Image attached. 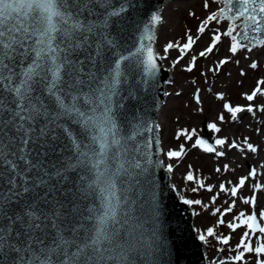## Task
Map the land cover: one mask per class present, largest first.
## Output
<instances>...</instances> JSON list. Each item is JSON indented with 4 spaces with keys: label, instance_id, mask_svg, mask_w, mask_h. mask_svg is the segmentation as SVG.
Returning <instances> with one entry per match:
<instances>
[{
    "label": "snow or ice",
    "instance_id": "6c2138e0",
    "mask_svg": "<svg viewBox=\"0 0 264 264\" xmlns=\"http://www.w3.org/2000/svg\"><path fill=\"white\" fill-rule=\"evenodd\" d=\"M211 2L218 7L212 10L210 0H203L204 18L189 12L199 21L196 35L189 29L185 42L169 41L163 55L153 48L162 16L152 12L138 47L124 55L119 49L122 26L132 7L129 0H0V264H155L153 255L166 251L156 224L145 228L147 221L131 210L133 201L125 188L133 175L144 174L152 163L145 149L152 148L153 138L141 143L136 137L152 133L159 125L136 115L129 121L119 110L126 96L136 95L130 74L138 71V87L150 86L161 71L158 61L169 59L170 50L175 49L178 55L171 67L179 66L206 32L211 33V42L198 55H191L184 71L193 72L198 57L207 59L222 37L230 41L229 55L213 61L202 76L216 74L229 63L240 65L241 55L250 69L259 67L251 57L254 49L264 47V0ZM131 60L134 63H126ZM240 75L246 72L241 69ZM262 85L264 77L250 93L242 94L246 105L234 106L224 93H214L223 102L222 110L207 128L221 133L220 125L228 122L225 113L232 121L238 120V114L264 113V103H254L264 96ZM200 93L197 88L193 94L197 105L202 104ZM125 124L132 128L130 135ZM181 137L185 142L195 137L191 148L221 158L237 150L246 160L260 151L248 136L242 140L222 136L209 143L197 129L183 128L176 132V139ZM159 143L157 137L155 144ZM165 155L181 160L186 155L185 143ZM257 166L264 168V162L249 164V171L237 182L221 181L209 203L181 196L185 205L201 206L205 211L211 208V215H219L217 227L225 224L224 217L237 207V199L252 206L251 214L240 211L227 224L233 231L246 229L231 264L245 261L246 254L255 255V264H264V209L256 210V192L264 189V183L257 179L261 174ZM166 169L171 173L174 165L167 164ZM188 169L184 179L195 185L191 192L213 193L216 185L206 184L191 165ZM231 171L235 169L228 163L215 168L216 173ZM249 180L255 181L252 195L240 196ZM221 193L232 198L223 211L212 207ZM88 196L94 201L85 216L77 200ZM148 220H157L154 195ZM197 231L204 243L214 238L229 244L230 237L218 235L216 227Z\"/></svg>",
    "mask_w": 264,
    "mask_h": 264
},
{
    "label": "rangeland",
    "instance_id": "374dc122",
    "mask_svg": "<svg viewBox=\"0 0 264 264\" xmlns=\"http://www.w3.org/2000/svg\"><path fill=\"white\" fill-rule=\"evenodd\" d=\"M203 0H170L168 8L164 9L162 15V21H164V35L158 40V44L166 45L169 41L175 42L180 40L181 43L185 42V33L190 29L192 35H196V30L199 24V21L189 15V12H195L197 17L204 18L207 15V12L203 8ZM218 7L217 4L212 3L210 0V8L212 10ZM163 26V25H162ZM215 26V25H213ZM224 29L221 28V31ZM208 36H211L210 32H206ZM204 37V36H203ZM205 44V40L203 39ZM210 39L206 42L205 45L210 43ZM222 43H224L227 48L230 44V41L222 37ZM200 50L193 49L190 53L191 55H198ZM160 53H162L160 49ZM163 54V53H162ZM178 55V51L173 49L169 52V59L163 60V64L171 69V60ZM186 58V59H187ZM239 58V57H238ZM253 60H256L259 64V67L255 70L248 67V60L241 59L240 65H235L232 63L231 75L225 74L227 78L226 82L223 83V76L220 74L221 71L213 74L208 73L207 77L201 75L202 72L207 71V59L198 57V67H196L193 72L189 73L184 71V68L189 60L183 61L179 66L172 68L173 78L172 80L175 84H169L167 82L166 87L170 95H167L164 105L161 107V115L158 116V124L160 126L161 141L164 140L163 150L164 152L168 151V148L178 149L181 143H185L186 151L188 154L185 161L180 167H174L173 170V180L175 181L177 187L176 190L178 193L188 199H202L205 203L210 202V197L218 191V185L221 181L232 180L233 182L238 181V177L241 175H246L249 171V164H257V159L250 160L243 159L240 153L237 150H231V155L224 158H217L213 153H205L201 149L191 148L193 141L185 142L184 137H181L179 140L176 139V132L178 129L187 128L191 130L192 128L197 129L199 135H201L202 127H205L208 132H211L207 128V123L215 120L218 113L222 110V101L216 99L214 94H206L204 96V89L208 87L209 84L215 88L214 93L222 92L225 95L227 101L235 105H246L243 101V93H250L256 87L257 80L264 77V47L254 49V53L251 57ZM243 69L246 72V75L241 76L240 70ZM193 80L196 83H193ZM207 80V83L205 82ZM217 80V84H216ZM185 84L187 87L180 88L177 85ZM264 88V85L261 86ZM178 88V89H177ZM201 89V99L202 104L197 105L193 98L195 90ZM182 93H180V90ZM179 93V95H177ZM259 105L264 103V96H259L254 102ZM199 108L203 109V112L198 111ZM160 109V110H161ZM248 113H242V120L230 121L232 123L231 127H227L223 136H228L231 140L232 138L241 139L245 136L250 138V142L257 145L258 142H254L256 138H259V141H262L264 136V113L257 112L255 116L251 114L248 119L244 120ZM227 121L230 118V115L225 113ZM239 116V114H238ZM221 126V125H220ZM263 133L262 136L257 135L256 129H260ZM212 133V142L214 139L220 137L219 134L216 135ZM161 147V152L163 151ZM231 157H234V160H231ZM165 163V160H163ZM232 164V168L235 171L227 173L226 177L216 178L214 175L215 168L220 166L221 168L225 163ZM264 162V160H262ZM173 164V161H166L165 165ZM237 164L242 165V167H237ZM191 165L194 170V174L198 175L200 178L205 179L206 184H213L217 187L214 189L213 193H209L204 189L199 190L197 193L191 192V188L195 186L192 182H185V175L188 172V166ZM258 167V166H257ZM260 173H264V168H260ZM259 181H261V176ZM255 183L253 180H249L244 189L239 193L240 196L248 197L252 195L253 189L251 185ZM262 190V189H261ZM257 195V213L261 209H264V192L258 193ZM227 201V203H225ZM232 202V198L229 194L221 193L216 205L212 207H220L223 211L224 208L228 206V203ZM196 213L199 215L194 216V224L196 230L200 232L204 231L207 227H216L218 235L229 236V244L223 245L219 243L216 239L210 238L208 243H204L206 249V256L209 264H215V262L224 260L226 264H231V257L235 255V247L239 243L243 232L246 230L244 227H241L235 231L229 229L227 224L233 221V217L238 215L240 211H245L247 214H251L252 206L243 204L239 199H237V207L234 208L232 213L225 215V224L216 226V221L219 219V215H211V208L207 211L203 210L201 206H193ZM238 222V221H237ZM264 223V221H261ZM198 232V231H197ZM199 234V232H198ZM259 235V234H257ZM255 244V239L253 240ZM219 249H223L219 251ZM264 258V257H262ZM256 257L254 254H246L245 261L238 262V264H255Z\"/></svg>",
    "mask_w": 264,
    "mask_h": 264
},
{
    "label": "water",
    "instance_id": "95a60500",
    "mask_svg": "<svg viewBox=\"0 0 264 264\" xmlns=\"http://www.w3.org/2000/svg\"><path fill=\"white\" fill-rule=\"evenodd\" d=\"M166 1L129 0L132 7L130 14L125 17V24L122 26L120 52L128 55L129 52L135 51L138 47L139 37L143 32L144 23L148 21L152 12L161 14ZM156 39L155 28L154 50ZM126 63L132 64L134 60ZM158 63L161 65V71L155 80L150 82V86L138 87L136 83V80L139 79L138 71L135 74H130L131 89L135 91L136 95L133 98L126 96L123 100L124 107L119 110L127 117V120H133V116L136 115L146 118L153 126L158 125V113L165 102V85L169 76V72L162 61H158ZM132 75H135V79H132ZM128 90V86L125 85V93ZM125 127L127 134L130 135L132 133L131 126L125 124ZM149 136L153 138V146L151 149H145V151L149 154L152 163L147 165V171L144 174L133 175L130 178L131 185H125V188L133 201L131 210L135 215L141 217L142 221H147L144 224L145 228H150L152 224H156L160 238L166 248L162 254L158 251L153 255L155 264H207L202 241L198 239L193 225V211L189 205L182 202L177 191L173 188L170 174L164 163H160L162 161L160 159V143L158 146L155 144L157 137L160 141L159 128L154 129L152 133H142L136 137V140L144 143ZM202 137L212 143V137L204 127ZM73 176H75L74 173ZM153 195L157 209V220L149 221L148 212ZM93 201L94 197L92 196L80 197L77 200L80 214L86 216V209Z\"/></svg>",
    "mask_w": 264,
    "mask_h": 264
},
{
    "label": "bare ground",
    "instance_id": "6f19581e",
    "mask_svg": "<svg viewBox=\"0 0 264 264\" xmlns=\"http://www.w3.org/2000/svg\"><path fill=\"white\" fill-rule=\"evenodd\" d=\"M169 2H170V0H167V1H166L165 5H164V9H167V8H168ZM164 11H165V10H164ZM163 17H164V15H162V18H163ZM162 25H163V26H162ZM156 33H157L156 51H157L159 54L163 55L162 53H163V47H164V45H162V44H158V40L164 35V21H161V22L158 24V27H157ZM193 36H195V34H194ZM203 36H204V37H203ZM202 37H203V39L205 40V44H206V42L210 39V36H208V34L205 33L204 35L201 36V38H200V39L197 41V43L193 46V49H196V50H200V49H201V50H203V49L207 46V45H205V44L203 43ZM160 49H161L162 53H160ZM226 55H229V53L227 52V48L225 47L224 43L221 42V44L218 45L217 49L214 50L213 54H211V55L207 58V66H206V68H208L209 66H213V61H216V60H218V59H220V58H223V57L226 56ZM189 56H190V54H189ZM186 58H187V57H186ZM239 58L242 59V55H241V57H239ZM186 60H190V58H189V59L187 58ZM164 64H165V63H164ZM231 64H232V63H229V64L226 65L223 69H221V72H222V73H220V74L223 76V83H225L226 80H227V78H225V74L231 73V67H230ZM166 68H167V69L169 70V72H170V73H169V79L173 78V71H172V68H171V69H169L168 67H166ZM173 83H174V82H173ZM173 83H172V84H173ZM216 84H217V80H216ZM174 85H175V84H173L172 86L174 87ZM217 85H218V84H217ZM177 86L180 87V88H184V89L187 87L185 84H182V85L180 84V85H177ZM209 87L212 88V92H208V91H207V89H208ZM177 89H178V88H177ZM214 90H215V88L212 87L211 84H209L208 87H205V89H204V93H203V94H204V96H205L206 94H214ZM167 91H168V87L165 86V92H167ZM181 91H183V89L180 90V93H182ZM168 93H169V92H168ZM166 97H167V95H165V100H166ZM243 101H244V103H248L244 98H243ZM161 112H162V109L159 111V116L161 115ZM249 116H251V114H247V116H246L245 118H243V119L246 120V119L249 118ZM238 119H239V120H242L241 114H239ZM230 121H231V119H229L227 123L221 125L223 131H222L221 133H218L220 137H222L223 134H224L225 132H227V131H226L227 127H228V128L231 127L232 123H231ZM256 132H257V131H256ZM263 132H264V131H263ZM214 134H216V133H214ZM218 134H216V135H218ZM258 134H259L260 136L263 135V133L261 132V128H260V131L257 132V135H258ZM254 142H258L257 145L259 146L260 151H259L257 154H250V155L248 156L247 159H249V161H250V160H253V159H257L258 161H261V162H262V160H264V136L262 137V141H259V138H256ZM163 144H164V140L161 141V147H162V150H163ZM169 149H170V147L168 148V150H169ZM166 152H167V151H166ZM166 152H164V150L162 151V153H161V159H162V160H165V163H166V161H167V162H168V161H169V162H170V161H173V163H174V167H176V168H177V167H180V165L183 164V163L185 162V161H183V160L186 158V156H187V154H188V151H186V155H185L181 160L177 161V160H169V159L166 157V155H165ZM229 155H231V150H230V151H227V155H226L225 157H228ZM217 158L219 159V158H221V157H217ZM222 158H224V157H222ZM231 160H234V157H231ZM229 164H230V167L232 168V164H231V162H230ZM251 164H255V163H251ZM259 169H260V167L258 166V172L260 173V170H259ZM228 173H230V172H228ZM214 175H215L216 178H223V177H226V176H227V173H223V172H222V173H216V172H214ZM170 176H171L172 184H173L175 187H177L175 181H174L173 178H172V176H173V172L170 173ZM260 176H261V181H262V183H264V173L261 172V174L257 177L258 180L260 179ZM263 192H264V189H262V190H258V193H263ZM192 208H193L194 213H196V211H195V209H194L193 206H192Z\"/></svg>",
    "mask_w": 264,
    "mask_h": 264
}]
</instances>
